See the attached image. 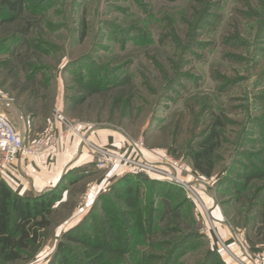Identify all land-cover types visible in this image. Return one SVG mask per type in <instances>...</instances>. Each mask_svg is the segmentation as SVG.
<instances>
[{
	"label": "rangeland",
	"instance_id": "obj_1",
	"mask_svg": "<svg viewBox=\"0 0 264 264\" xmlns=\"http://www.w3.org/2000/svg\"><path fill=\"white\" fill-rule=\"evenodd\" d=\"M0 92L15 129L27 120L44 131L36 136L52 132L46 123L57 122L61 111L75 126L117 129L129 140L143 139L145 154L167 151L191 167V153L214 131L211 175L193 171L189 179L223 239L221 230L230 238L241 233L252 251L264 250V0H26L21 17L0 13ZM145 188L138 189L141 207ZM168 191L183 206L184 220L158 221L155 202L151 223L163 231L145 245L135 238L142 234L130 233L123 257L97 264H166L177 244L168 264H209L214 243L203 222L185 196ZM127 194L112 204L126 208L119 199L132 200ZM88 213L85 241H94L96 231L108 230L97 227L103 228L101 202ZM63 217L52 213L36 253L1 264H50Z\"/></svg>",
	"mask_w": 264,
	"mask_h": 264
},
{
	"label": "trees",
	"instance_id": "obj_2",
	"mask_svg": "<svg viewBox=\"0 0 264 264\" xmlns=\"http://www.w3.org/2000/svg\"><path fill=\"white\" fill-rule=\"evenodd\" d=\"M25 4L26 0H1L0 13L5 11L10 14L11 19H17L21 17ZM29 25L27 23L24 26L23 33L25 35L30 29ZM84 34L83 27L80 38H83ZM217 141V135L213 131L202 142L199 151L191 153L193 170L200 172L205 177H209L213 171V152ZM251 180L250 177H244L246 184ZM113 181L109 192L101 195L99 199L102 216L98 223L103 228L97 227L108 230L106 232L98 230L95 232L96 240L85 241L87 240L85 233L90 230L89 219L86 216L78 226L62 234L50 264H97L98 260L102 258L106 260L107 256L111 259L123 257L128 250L130 233L142 234L135 236V238L140 237L141 245L151 243L149 239L161 226L160 224L158 227H153L151 223L154 212L151 214L150 207L155 202H159L161 209L156 216L158 221H164L165 216H168L173 222L176 217L184 220L183 206H178L177 204L180 202L176 201L177 198L168 191L172 190L178 195L185 196L182 190L176 186L150 180L140 175H129L119 179L114 177ZM140 185L146 187V192L143 194V207L139 203L138 189ZM131 187H134L132 191ZM61 188L60 186L56 190H51L38 197L21 195L0 180V264L18 261L26 255L27 251L36 253L39 250L38 241L42 237L41 231L48 230L52 225L53 206L59 199ZM125 191L131 192L130 196L127 195L132 200L119 199L126 205V208L120 209L114 203L112 204V199L118 195L121 197V193ZM162 191H164V195L160 194ZM92 216L93 214L89 215V218ZM160 229L163 231V228ZM71 244L80 245L81 252L72 250ZM178 245L168 253V257L165 259L166 264L171 261ZM207 255L209 264H229V258L216 244H214V251L208 252ZM144 261V264H150L148 259Z\"/></svg>",
	"mask_w": 264,
	"mask_h": 264
},
{
	"label": "crops",
	"instance_id": "obj_3",
	"mask_svg": "<svg viewBox=\"0 0 264 264\" xmlns=\"http://www.w3.org/2000/svg\"><path fill=\"white\" fill-rule=\"evenodd\" d=\"M9 103L7 102L4 106L0 105V112L5 113ZM50 125H53V134L59 136L56 155L53 158L49 155L27 159L19 157L12 166L0 170V180L21 195L37 197L61 186L59 199L53 206V214L57 212L61 215L63 211L64 216L54 229V233L59 234L57 235L59 237L60 234L75 228L83 221L90 209H93L99 202L101 195L110 189L114 177H107L106 172L93 169L92 154L85 148L78 136L71 132L64 133V128L60 123L48 119L46 127ZM33 126L31 121L26 120L24 128L20 130L16 128V130L28 138L37 137L35 134L44 132H36ZM76 128L89 141L114 150L126 149L123 147L129 141L124 133L110 127H97L85 121H78ZM141 154L150 161L156 159L153 153L151 156L149 153L145 154V150H142ZM86 170H89L87 175L84 173ZM213 215H215L214 212ZM221 231L225 237H228L227 241L233 246L234 251L242 255L229 234L224 230Z\"/></svg>",
	"mask_w": 264,
	"mask_h": 264
},
{
	"label": "built area",
	"instance_id": "obj_4",
	"mask_svg": "<svg viewBox=\"0 0 264 264\" xmlns=\"http://www.w3.org/2000/svg\"><path fill=\"white\" fill-rule=\"evenodd\" d=\"M8 98L0 92V105H5ZM55 118L63 128L64 133L71 132L78 136L82 144L92 154V165L95 171L106 172L107 177L124 178L129 175H140L150 180L165 182L176 186L184 193L192 204L194 213L204 224V233L210 241L218 246L228 258L235 259L239 264H263L264 250L252 251L244 234L237 233L231 236L232 241L239 247L243 258L240 260L230 249L231 244L223 239L217 229V221L212 210L207 207L196 181L192 177L193 168L183 158H177L167 151L155 153V160L146 159L141 151L144 150L143 139L129 140L124 150H114L106 146H99L89 141L77 130L61 111L55 112ZM59 136L47 131L46 134L34 138L22 136L13 126L4 112H0V170L12 166L21 158H35L41 155L54 157L57 153ZM89 174V170L84 172ZM211 199V198H210Z\"/></svg>",
	"mask_w": 264,
	"mask_h": 264
}]
</instances>
